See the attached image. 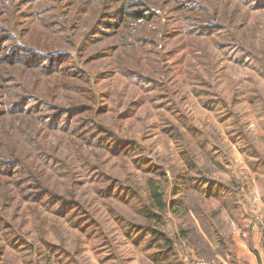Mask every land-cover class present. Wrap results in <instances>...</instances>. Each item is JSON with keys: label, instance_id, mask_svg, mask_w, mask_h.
Wrapping results in <instances>:
<instances>
[{"label": "rangeland", "instance_id": "1", "mask_svg": "<svg viewBox=\"0 0 264 264\" xmlns=\"http://www.w3.org/2000/svg\"><path fill=\"white\" fill-rule=\"evenodd\" d=\"M74 1L71 17L87 18L84 14V7L89 8L87 0H67L66 6ZM145 1L147 7L139 8L138 4ZM215 1L128 0L129 11L143 12L145 22L137 21L129 32L120 35L106 30L111 38L97 35L91 44L81 48L88 28L75 29L71 25L78 23L75 20L67 25L71 36L69 45L65 46L71 54L68 60L57 59L49 64L34 60L36 66L67 68L71 74L68 83L84 79L91 70L97 78L101 74L107 76L98 92L99 100L109 109L104 124L117 138L130 145L126 152L122 146L117 150L120 154L116 155L112 148L118 145L113 139L106 138L109 144L99 148L87 145L82 137L89 136L92 129L86 127L83 119L76 121V118H87L88 114L73 117L68 126L70 132L45 131L42 125L36 128L35 134L50 150L56 148L58 154H63L60 158L73 160L75 163L71 166L82 171L76 197L81 208L63 209L54 202L55 212L46 214L43 211L39 217L32 205L25 204L24 211H14L16 205H13L8 212L10 218L16 217L10 224L12 234L6 233L10 236L0 239V264H195L200 260L232 264L220 255L214 259L197 257L195 249L186 247L185 243L178 245L177 257L165 258L158 249V242L142 229L148 218L141 202L160 211L154 195L160 185L170 209L166 226L171 236L192 217L194 226L201 232L202 223L192 213L187 217L183 214L188 205L194 211L202 208L208 214L209 230L213 235L208 237L212 255L221 249L220 241L238 252L240 242H249L254 234L264 240V77L253 68L250 59L246 62L241 59L242 54L232 53L236 62H230L214 44L206 41L205 36L200 41L195 40L198 35L194 26L212 20L210 3L213 5ZM245 1L250 2L252 8L259 5V0ZM218 2L217 8L233 21L227 24L228 29L236 36L241 30L238 37L248 49L264 47V10L239 7V0ZM4 3L6 8L0 7L1 26L14 27L17 35L22 34V40L28 44L44 36L36 20L47 21L57 14L55 10L50 12L53 0H4ZM14 5L18 8L12 12ZM40 5L43 11L37 14ZM119 6L114 5L113 10ZM236 8L240 9L239 15ZM202 10L207 13L201 14ZM21 12L27 17H22ZM12 13H15L13 17ZM3 19L7 20L6 24ZM112 21L117 23L118 19ZM33 29L36 36H32ZM2 35L4 33H0ZM62 37V33L57 36ZM139 38L146 39L145 46L136 44ZM99 40L103 41L94 43ZM150 40L155 41V48L150 46ZM17 44L19 41L15 40L5 43L0 47L1 56ZM110 46L114 48L112 64L115 67H106L111 59L95 62L105 56ZM205 48L213 51L220 61L211 60ZM169 52L171 57L166 61ZM136 62L138 69L134 67ZM126 63L146 74L155 72L153 77L160 87L155 86L149 92L147 89L146 93L134 83L110 73ZM198 76H202L204 82ZM40 80L39 87H45L50 94L51 81L42 77ZM144 84L152 88L149 82ZM121 94H124L121 108L110 117L116 102L121 103L118 98ZM88 100H91L89 95L84 104L89 105ZM137 102L130 117L122 118L128 105ZM34 106L29 104L28 107L31 110ZM66 120L63 118L61 123ZM92 134L97 135L96 132ZM97 142L102 143L101 139ZM87 162L99 167V171L90 169L88 172ZM47 177L49 183H58L62 193L67 192L68 183L72 187L73 178L68 173H53ZM210 188L220 190V197H207ZM233 197L238 203L236 210L253 213L262 222V228L246 229L237 221V217L243 218L239 213L232 216L229 199L234 201ZM61 210L66 216L59 219L55 215ZM14 236L16 239L12 241ZM44 242L49 244L47 248Z\"/></svg>", "mask_w": 264, "mask_h": 264}, {"label": "trees", "instance_id": "2", "mask_svg": "<svg viewBox=\"0 0 264 264\" xmlns=\"http://www.w3.org/2000/svg\"><path fill=\"white\" fill-rule=\"evenodd\" d=\"M66 1L67 0H53L51 7L54 8L50 7V9H52L50 12L55 10L57 14L46 19L50 21V24L45 20H36L38 30L41 29L46 38L44 36L43 38L37 37V40H32V43L28 44L22 40L24 39L22 34L17 35L14 31V27L8 29V27L1 26L0 23V33H4V35L0 36V47L10 41H19V44L14 48L12 47V50L9 51L8 54L5 56H1L0 54V99H4L0 101V108L3 107L0 109V239L2 236H10L6 233L12 234L10 224L15 221L16 216L14 215L10 218L8 211L13 205H16L13 209L14 211H19L21 209L24 211L25 204L32 205V207L37 210V216L42 214L43 211L46 214H51L53 211L55 212L52 208L54 202L59 204L63 209L66 207H71L70 209L75 208L76 210L81 208V204L76 197L77 190L81 186L79 183L82 171L80 173L75 167L71 166L72 162H74L73 160L67 157V160L60 158V155L63 154H58L56 148L50 150L47 144L35 134L36 128L42 125L45 131L64 130L70 132L68 126L72 118L88 114L89 117L87 118H76V121L78 119H83V122L86 123V127L92 129L89 132V136L85 135L82 137V140L87 145L93 148H99L101 147L100 145L107 146L109 144L107 141L113 139L115 144L118 145V148H112V152L115 155L120 154L117 150L122 146H124L123 151L126 152L127 145H130L124 140L117 138L116 134L104 124V121L108 119L109 109L102 104V100H99L100 95L98 92L101 88L102 81L106 80V78H108L107 76L101 74V76L97 78L91 70V73L87 72V78H79L76 82L68 83L67 81L71 77V74H69L67 68H58L55 65L45 67L36 66L34 60H42L48 62V64L49 61H55L57 59L68 60L71 54L69 50H66L65 46L69 45L68 42L71 36L68 33L67 25H70V23L75 20H77L78 23L71 24L75 29L78 27L88 28L82 40L81 48H84L91 44L92 39L97 35H100L103 39L111 38L110 32L108 31L116 32L119 35L129 32L132 25L137 21H146L144 14L137 10L129 11L131 7L126 4L128 0H87L89 8L86 10L84 7V14L88 15L87 18H72L71 8L76 2L74 1L66 6ZM218 3V0H216L213 5L210 3L212 20L194 26L197 29L196 34L198 35L195 40L200 41V39L205 36L207 38L206 41L214 44L217 51L230 62H236L232 53L242 54L241 59L245 60V62L247 59H250L254 64L253 68L263 73L262 76L264 77V47H254L253 50L248 49L246 45L243 44L241 38L238 37L240 36L241 30H239L236 36L235 33L233 34V30L228 29L230 27H227V24H231L233 21L229 20L228 15L222 12L221 8H217ZM239 3V7L245 6L250 10H264V7H262L264 0H259V5L256 8H252L250 2L245 0H239ZM116 4L120 6L113 10V6ZM147 5L148 2L145 1L139 3L138 7L144 8L147 7ZM63 6L68 8L65 10ZM0 7L6 8L4 0L0 3ZM15 8L18 7L14 5L12 12L16 11ZM98 8H101V10ZM173 8L176 10L175 6ZM37 9H40L39 12L38 10L36 11L38 12L37 14L43 11L41 5ZM33 12L35 13L34 10ZM105 12L108 14L105 15ZM239 12L240 9L238 8L236 14L239 15ZM205 13H207V10H202L201 14L205 15ZM14 14L15 13H12V17ZM21 16L24 18L27 17L22 12ZM146 16L148 18L151 17L150 15ZM112 17L114 18L112 19ZM114 19H118V22H113L112 20ZM6 23L7 20L3 19V24ZM59 33L64 35L62 39L57 38ZM32 36H36L34 29L32 30ZM101 41L103 40L94 43H99ZM144 41H146L145 38H139L136 44L145 46L146 44ZM150 41V46L155 48V41ZM199 49L200 48H198L197 51ZM227 49H230L231 52H226ZM106 50L109 51L105 53V56L95 62L112 60L114 48L110 46ZM205 52L209 55L211 60L213 59L216 63L220 61L213 51L205 48ZM185 53L186 52L183 54ZM170 57L171 52L167 54L166 61H168ZM112 63L113 60L109 62L106 67H115ZM238 63H240V65H245L239 61ZM134 67L137 69L139 68L137 62ZM75 71L77 72L78 69H75ZM29 73H32L30 74V78L28 76ZM77 73L79 74V72ZM110 73H113L114 76H120L128 82L134 83L138 89L142 88L140 90L143 92H146L145 90L147 89V92H149L153 87L159 86L157 83L158 81L153 77L155 72L146 74L142 70H135L127 63L121 65L116 71L112 70ZM41 77L47 79V81H51L53 90L50 94L45 87H39L41 84ZM198 79L204 82L202 76H198ZM147 82H149L152 88L149 89L145 84L142 85V83ZM67 95L70 97L66 98ZM87 95L91 96V100H88L89 105L84 104ZM108 96L110 97L111 94ZM64 98L66 100H64ZM118 98H120L121 103L116 102V107L112 109L110 117L121 108L120 105L123 103L124 94H121ZM29 104L35 105L34 108L30 110L28 107ZM137 104L139 103H130L122 118L130 117L134 107L138 106ZM63 118L67 119L65 123H61ZM8 121H10V123H8ZM19 121V125L14 126ZM40 131L44 132L42 130ZM94 132L97 133L96 136H92ZM106 138L109 140H106ZM99 139H101L102 143L97 142ZM69 162H71V164H69ZM87 165L85 169H88V172L90 169L99 171V167L89 162H87ZM50 173H57L60 175L68 173L69 177L73 178L71 183L72 187L68 183L67 192L62 193V189L58 183H49L47 176H50ZM64 177L68 176L64 175ZM175 189L177 192L176 190L174 192L179 194L177 186ZM112 191L113 190L109 192L112 193ZM154 195L161 210L157 211L145 205V202L142 201L141 204L144 206V209L145 207L147 209L145 213L148 218L142 229L144 232L153 236V241L158 242V249L165 255V258L171 256L177 257L178 245H184L185 243L187 245L186 247H193L197 257L202 259H214L216 255H220L226 261L231 260L232 264H241L236 259V250H230L229 246L223 241H220L222 246L219 251L213 255L210 253L209 250L211 245L209 244L208 237L212 238L213 235L209 230L208 214H206V211L202 208H197L194 211L187 205L183 210L185 217L192 213V215L202 223L201 232L197 231V226L193 224L195 219L191 216L192 219L189 220L190 222L188 221V224H181L174 236H171L166 226L170 218L168 215V210L170 209H168V203L165 199V190L161 188V185L155 189ZM220 195V190L214 188L207 190V197L218 198ZM233 199L234 201L231 200V198L229 199L231 202V213H233L232 216L235 217V213H239L243 218L237 217V221L246 229L256 230L258 226L262 228V222L257 220V216L253 213L244 214L242 210L237 211L236 207L238 203H235V197H233ZM224 203L226 204V202ZM173 209H175V206H173ZM58 213L59 214H56L55 217L59 219L66 216L64 210ZM14 237L12 241L16 239V236ZM17 240L23 242L21 238ZM44 245L47 248L49 244L44 242ZM186 247L182 246L183 249Z\"/></svg>", "mask_w": 264, "mask_h": 264}, {"label": "crops", "instance_id": "3", "mask_svg": "<svg viewBox=\"0 0 264 264\" xmlns=\"http://www.w3.org/2000/svg\"><path fill=\"white\" fill-rule=\"evenodd\" d=\"M249 242L241 241L236 251V259L241 264H264V240L258 234L250 237Z\"/></svg>", "mask_w": 264, "mask_h": 264}, {"label": "built area", "instance_id": "4", "mask_svg": "<svg viewBox=\"0 0 264 264\" xmlns=\"http://www.w3.org/2000/svg\"><path fill=\"white\" fill-rule=\"evenodd\" d=\"M195 264H219V263L216 262V261H205V260H200V261H197Z\"/></svg>", "mask_w": 264, "mask_h": 264}]
</instances>
